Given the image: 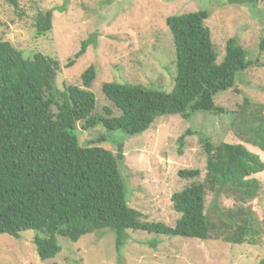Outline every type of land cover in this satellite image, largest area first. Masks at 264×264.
<instances>
[{"label":"trees","instance_id":"16d2710c","mask_svg":"<svg viewBox=\"0 0 264 264\" xmlns=\"http://www.w3.org/2000/svg\"><path fill=\"white\" fill-rule=\"evenodd\" d=\"M11 1L17 7V0ZM226 1L245 6L260 0ZM208 19L207 10L167 18L176 51L171 92L141 84L111 82L103 86L105 96L120 112L118 116L109 108L105 114H96L97 98L91 91L94 66L82 73L81 86L57 91L60 65L56 60L41 52L26 55L0 39V234L19 239L25 231H36L34 245L41 261L61 252L60 237L77 243L86 235L106 230L115 233L117 250L124 245L127 230L203 241L223 238L237 245L257 243L260 224L246 206L262 191V184L253 176L264 172V161L245 145L214 146L208 138L202 140L205 179L173 194V208L180 217L169 227L143 221L142 213L130 207L121 171L124 142L122 137L119 141L110 138L114 132L142 134L165 116L186 119L196 112L227 114L216 104V97L234 89L239 75L253 62L232 38L219 63L212 31L206 26ZM34 27L39 36L51 31L53 10L38 12ZM93 44L92 39L83 41L75 59ZM242 115L240 122L233 120L239 137L264 151V104L246 98ZM78 123L83 131L103 127L105 134L82 145L76 132ZM186 135L179 139L181 147ZM108 142L117 145L116 153L98 145ZM201 174L198 169L179 173L193 180ZM209 193L216 199L232 197L241 205L221 210L214 204L207 211Z\"/></svg>","mask_w":264,"mask_h":264},{"label":"rangeland","instance_id":"374dc122","mask_svg":"<svg viewBox=\"0 0 264 264\" xmlns=\"http://www.w3.org/2000/svg\"><path fill=\"white\" fill-rule=\"evenodd\" d=\"M53 10V28L39 36L34 27L38 12ZM207 10L206 21L221 63L227 42L235 38L248 53L253 66L239 75L234 89L216 97V104L227 114L196 112L190 118L165 116L146 132L124 136L110 133V138L124 142L121 171L125 179L129 205L142 213L143 221L161 222L174 227L180 215L172 196L206 176L207 159L203 139L214 146L222 143L243 144L264 161V151L239 137L233 120L240 122L245 99L264 104V0L255 5H231L226 0H0V39L10 42L26 55L41 52L60 65L55 89L81 86L82 73L94 66L96 79L91 91L97 98L96 114L105 108L120 112L103 92L106 83L141 84L171 92L176 74V51L166 20L170 16ZM92 39L79 59L82 42ZM74 65L67 67L71 62ZM79 140L87 145L105 134L103 127L90 131L77 125ZM188 132H190L188 134ZM186 135L184 146L179 139ZM124 136V137H123ZM117 152L113 142L98 144ZM200 170L199 179L180 177L182 170ZM262 184L252 208L260 224L257 243L237 245L223 238L203 241L168 237L146 231H126V241L117 250V237L106 230L82 237L77 243L58 239L61 252L41 261L34 237L25 231L19 239L0 234V264H264V172L254 175ZM214 204L221 210L237 209L241 204L232 197L218 199L209 193L207 211ZM217 214V213H215ZM219 216L214 220L219 222ZM154 243H157L154 247Z\"/></svg>","mask_w":264,"mask_h":264}]
</instances>
